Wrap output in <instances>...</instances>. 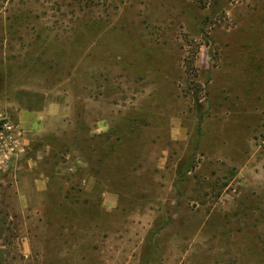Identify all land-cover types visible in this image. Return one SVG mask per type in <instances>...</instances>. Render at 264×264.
<instances>
[{"label": "rangeland", "instance_id": "rangeland-1", "mask_svg": "<svg viewBox=\"0 0 264 264\" xmlns=\"http://www.w3.org/2000/svg\"><path fill=\"white\" fill-rule=\"evenodd\" d=\"M0 264H264V0H0Z\"/></svg>", "mask_w": 264, "mask_h": 264}, {"label": "built area", "instance_id": "built-area-1", "mask_svg": "<svg viewBox=\"0 0 264 264\" xmlns=\"http://www.w3.org/2000/svg\"><path fill=\"white\" fill-rule=\"evenodd\" d=\"M0 133L6 141H16V131L14 124L7 118L1 120Z\"/></svg>", "mask_w": 264, "mask_h": 264}]
</instances>
